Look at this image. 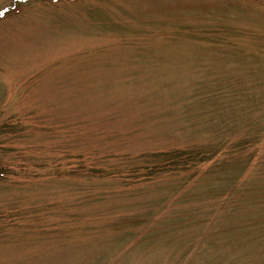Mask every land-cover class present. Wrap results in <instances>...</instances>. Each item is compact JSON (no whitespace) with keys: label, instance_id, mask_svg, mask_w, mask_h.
<instances>
[{"label":"rangeland","instance_id":"obj_1","mask_svg":"<svg viewBox=\"0 0 264 264\" xmlns=\"http://www.w3.org/2000/svg\"><path fill=\"white\" fill-rule=\"evenodd\" d=\"M0 162V264H264V0H0Z\"/></svg>","mask_w":264,"mask_h":264},{"label":"trees","instance_id":"obj_2","mask_svg":"<svg viewBox=\"0 0 264 264\" xmlns=\"http://www.w3.org/2000/svg\"><path fill=\"white\" fill-rule=\"evenodd\" d=\"M183 153V152H182ZM5 165L0 162V175H3ZM100 172V171H99Z\"/></svg>","mask_w":264,"mask_h":264}]
</instances>
